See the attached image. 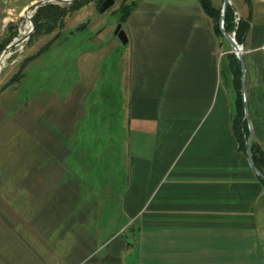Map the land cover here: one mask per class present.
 I'll list each match as a JSON object with an SVG mask.
<instances>
[{
    "label": "crops",
    "instance_id": "1",
    "mask_svg": "<svg viewBox=\"0 0 264 264\" xmlns=\"http://www.w3.org/2000/svg\"><path fill=\"white\" fill-rule=\"evenodd\" d=\"M230 3L247 23L248 118L264 152V0ZM123 24L114 167L91 166L78 140L106 51L80 52L75 80L42 106L27 109L35 91H0V264H264V186L233 133L227 40L198 0H138Z\"/></svg>",
    "mask_w": 264,
    "mask_h": 264
},
{
    "label": "rangeland",
    "instance_id": "2",
    "mask_svg": "<svg viewBox=\"0 0 264 264\" xmlns=\"http://www.w3.org/2000/svg\"><path fill=\"white\" fill-rule=\"evenodd\" d=\"M36 1L38 0H0V42L8 37L10 38L8 44L18 41V44L13 45L2 56L0 91L10 87L18 88V97L23 99L31 95V91H35L36 97L31 103L29 102L27 109L30 110V104L31 107L42 106L49 98L60 93L61 87L65 83L70 84L75 80L77 75L76 59L80 52L97 48L106 51V66L102 69L99 77L100 86L97 88V98H93L89 104V111L81 129L82 137L78 136V140H83L86 148L84 159L90 160L87 163L91 166L99 168V171L106 169L108 164L113 166V163L117 161L114 159L116 152L118 153L123 140L122 133L128 104L126 90L119 85L116 74L121 78L122 86L126 84L129 76V45L121 44L114 34V29L125 13V9L132 6L133 2L137 0H115L114 4L104 12L99 11L94 0H86L87 2L65 18L62 27L55 28L50 34L35 32L32 16L36 10L32 12L27 10ZM75 1L77 0L63 3L51 2L68 6ZM211 1L214 4L217 0ZM26 23L27 37L24 35ZM121 26L126 29L124 24L121 23ZM21 35L24 38L20 40ZM54 35L56 37L52 44L43 49L42 47ZM221 37L225 40L223 34ZM8 44L0 51V56ZM227 44L230 52L235 54L230 43ZM238 44L241 46V43ZM40 49L38 56L32 58ZM30 55L32 59H26ZM21 65H25L21 68L22 77L8 87L2 88ZM114 68H117L118 72H115ZM7 72H12V74L6 82L2 83ZM59 81L62 83L59 84ZM109 141L113 143L108 144ZM73 147L75 148V143ZM112 156L113 158H111ZM117 178L119 177L117 176ZM115 180V178H101V184L111 186Z\"/></svg>",
    "mask_w": 264,
    "mask_h": 264
},
{
    "label": "trees",
    "instance_id": "3",
    "mask_svg": "<svg viewBox=\"0 0 264 264\" xmlns=\"http://www.w3.org/2000/svg\"><path fill=\"white\" fill-rule=\"evenodd\" d=\"M94 1L96 4V7L99 9V6L101 5L103 0H94ZM137 1H134L132 6L125 9V13H123V16H121L120 18L121 23L126 21L130 12L136 6ZM198 1L201 4L204 12L212 18L214 22L215 31L219 35H222V32L219 27V22H218L221 7L220 6L217 8L214 7L210 0H198ZM85 2L87 1L77 0L68 6L60 5V4L53 3V2H47L39 6L32 16V20L35 26V32L39 34L40 33H44V34L52 33L55 30V28L62 27V25L64 24L65 18L71 15V13H73L75 10L80 8ZM234 11L235 10L232 7V5L227 6L225 16H224L223 26H224V30L228 33L235 31V35H234L235 39L238 43H241L242 38L247 29V23L239 19V22L235 24L234 23ZM55 37L56 35H54L42 48L43 49L48 48L52 44V42L55 40L54 39ZM9 42H10L9 37L5 38V40L0 42V51ZM40 51L41 49L38 50L33 55V57L30 55L26 59L31 60L32 58L38 56V53ZM225 60L226 61L223 62L222 69H223V72H227L231 76L232 86L235 91V113L233 114V118H232V129L236 137L239 149L245 153V149H246L245 141L248 136L249 130H248L247 122L243 118L244 116L243 101H242V96L240 92V87H241L240 61L236 57V55L232 52H230V54L226 56ZM25 65H21V67L12 75L9 81L6 82L2 86V88L8 87L10 84L14 83L15 81H18L23 75L21 68L25 67ZM252 158H253V162L255 166L264 174V152L255 144V142H252ZM259 179L261 180V182H263V180L260 177Z\"/></svg>",
    "mask_w": 264,
    "mask_h": 264
},
{
    "label": "water",
    "instance_id": "4",
    "mask_svg": "<svg viewBox=\"0 0 264 264\" xmlns=\"http://www.w3.org/2000/svg\"><path fill=\"white\" fill-rule=\"evenodd\" d=\"M51 1L63 3V2H67V1L71 2L74 0H38V1L34 2L33 4H31L28 7L27 11H31V12L35 11L39 6H41L47 2H51ZM114 2H115V0H103L101 5L99 6V11L104 12L107 8L112 6L114 4ZM228 5H231L230 0H222L220 15H219V19H218L219 27H220V30H221L223 36L230 43L232 50L235 52L237 58L240 61V66H241V87H240V91H241L242 98H243V111H244L243 118L247 121L248 130H249L248 136H247L246 141H245L247 160L249 162L250 167L255 172V174H257L261 179L264 180V174L255 166V164L253 162V158H252L253 132H252V128H251L249 118H248V104H247V99H246V87H245V80H244L245 67H244V62H243L241 46L235 41V39L233 37H231L229 35L228 32H226L224 30V27H223L224 16H225L226 8ZM27 18H30V16H27ZM29 22H30V19H29ZM114 34L118 37L121 44L125 45L127 43L128 37H127L125 30L122 28L120 22L116 25V27L114 29ZM25 37H27V33H26ZM16 44H18L17 40L12 41L10 44L7 45V47L1 53L0 63H1L2 56L7 52V50Z\"/></svg>",
    "mask_w": 264,
    "mask_h": 264
},
{
    "label": "built area",
    "instance_id": "5",
    "mask_svg": "<svg viewBox=\"0 0 264 264\" xmlns=\"http://www.w3.org/2000/svg\"><path fill=\"white\" fill-rule=\"evenodd\" d=\"M240 16L237 11H234V23L237 24L239 22ZM235 31H232L231 36L234 37Z\"/></svg>",
    "mask_w": 264,
    "mask_h": 264
},
{
    "label": "bare ground",
    "instance_id": "6",
    "mask_svg": "<svg viewBox=\"0 0 264 264\" xmlns=\"http://www.w3.org/2000/svg\"><path fill=\"white\" fill-rule=\"evenodd\" d=\"M28 23V20L26 21ZM27 23L25 24V32H24V35L26 36V28H27ZM231 36V34H229ZM232 37V36H231ZM20 40L21 38H24L22 35L19 37ZM235 39V37H233Z\"/></svg>",
    "mask_w": 264,
    "mask_h": 264
}]
</instances>
